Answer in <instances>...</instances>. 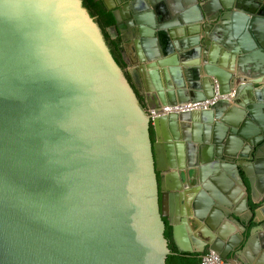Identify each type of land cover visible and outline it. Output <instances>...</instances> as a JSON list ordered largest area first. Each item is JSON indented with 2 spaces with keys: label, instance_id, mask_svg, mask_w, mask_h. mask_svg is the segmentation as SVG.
Masks as SVG:
<instances>
[{
  "label": "water",
  "instance_id": "obj_1",
  "mask_svg": "<svg viewBox=\"0 0 264 264\" xmlns=\"http://www.w3.org/2000/svg\"><path fill=\"white\" fill-rule=\"evenodd\" d=\"M100 1L111 37L144 48L142 87L81 0H0V264H167V225L180 252L228 259L246 239L243 264H264V89L263 110L244 96L264 86V0Z\"/></svg>",
  "mask_w": 264,
  "mask_h": 264
},
{
  "label": "trees",
  "instance_id": "obj_2",
  "mask_svg": "<svg viewBox=\"0 0 264 264\" xmlns=\"http://www.w3.org/2000/svg\"><path fill=\"white\" fill-rule=\"evenodd\" d=\"M81 1L83 7L86 9L90 17L99 27L106 42V45L109 48L110 53L112 54L114 60L128 77V74L126 72L127 62L125 59L122 40L119 37L112 38L108 31V29L115 24V19L112 15V12L107 10L103 2L100 0L99 1L81 0ZM140 101L143 102L141 97H140ZM151 135L153 138L154 134L152 128H151ZM165 236L167 239L172 238L170 227L167 228L165 232ZM169 247L172 254L168 256L167 264H201V258L199 256L190 253H181L171 239H170Z\"/></svg>",
  "mask_w": 264,
  "mask_h": 264
},
{
  "label": "crops",
  "instance_id": "obj_3",
  "mask_svg": "<svg viewBox=\"0 0 264 264\" xmlns=\"http://www.w3.org/2000/svg\"><path fill=\"white\" fill-rule=\"evenodd\" d=\"M173 11H176V9ZM172 17H174V18L177 17V14H173ZM172 31L175 34H178L180 32V29H179V27L176 26V27H174V29H172ZM112 33L115 34V30H112ZM124 34L126 35V38H125L124 42L122 41V45H125V48H124V46H123V48H124V53H125V59L127 62V67H130L131 69H133L135 74H138V78L140 79L139 84L142 87L144 85V82L142 80L143 76L141 74V70L139 69V65H140V55H141V53L143 54L144 48L142 45L138 44L136 41H134V39H132L131 34L127 30L124 31ZM121 35L123 36V34H121ZM119 38H121V37L119 36ZM138 45L140 46V48L138 47ZM216 65L220 69L225 68V67H222L221 63H219V62ZM146 75L148 76V72L146 73ZM255 86H256V88H253L252 90L249 91L250 93H246V94H244V96L252 99L253 105L250 107V109L254 106L253 108H256L255 111H257V110L262 109L258 106L262 102H259V100L256 99V96H257L256 91L264 89V86L259 85V84H256ZM229 93H235L234 89L229 91ZM250 109H249V111H250ZM242 110H243V112H247V110L240 108L239 105L231 104L230 107L226 108V110L220 114V118L223 117L224 113L227 115L228 113L232 112L234 117H232L231 115L230 116L233 118V121L236 122L238 116H241ZM245 118H246V115H243L242 116L243 121L245 120ZM219 121H221V119H219ZM171 132L172 131H169V133H171ZM178 132L180 133L179 128H178ZM171 136H172V133H171ZM221 170L223 171V168H221ZM198 174L200 175V173H198ZM199 184L202 186V184L200 182H199ZM170 228H172V226ZM187 241L189 243H192L190 237L188 238Z\"/></svg>",
  "mask_w": 264,
  "mask_h": 264
},
{
  "label": "flooded vegetation",
  "instance_id": "obj_4",
  "mask_svg": "<svg viewBox=\"0 0 264 264\" xmlns=\"http://www.w3.org/2000/svg\"><path fill=\"white\" fill-rule=\"evenodd\" d=\"M233 95H234V93H232ZM233 98H234V96H233ZM232 98V99H233ZM229 106H227L226 108H228ZM226 114L224 113V115L223 116H225ZM208 149V148H207ZM212 151L213 152H215V149L213 148L212 149ZM216 151H217V148H216ZM199 158H200V154L198 153V155H197V160L195 161V163L192 165V166H190L191 168L189 169V170H186V171H184L185 173H186V175L184 176L185 177V182H184V186H182L181 187V189H182V191H186L187 192V194L189 195V196H191L192 195V193H193V191L195 190V189H197L198 187H199V182L202 180V178H201V180H200V175L198 174V173H203L202 171H200V169H199V167L200 166H207V163H205V162H200L199 161ZM217 160V157L216 156H214L213 157V159H211V162L213 163V162H215ZM219 172V171H218ZM191 173H194V174H191ZM210 173H217L216 171H214V170H212ZM209 176L210 177H206V181L208 182V181H211L213 184H215V181L213 180V176H214V174H209ZM259 175L258 174H255V177H256V179H257V177H258ZM244 181L246 182V184L248 185V181L246 180V179H244ZM206 190H209V188H207ZM261 201L263 202L264 201V196H262L261 197ZM258 207H256L255 205L253 206H251V210L252 211H255L256 209H257ZM244 215L245 216H243V218H242V220H241V224L242 225H244V226H246V231L244 232V237L245 238H247L248 237V234L250 233V231H251V229L254 227V226H256L257 224L256 223H253L252 221H253V219H254V217H252V216H249V214H247V213H244ZM261 224V223H260ZM168 227H170L169 225H167V228ZM237 228V227H236ZM167 230V229H166ZM172 230V229H171ZM236 234L234 233V235H236L237 236V234L238 233H241L242 232V230H238V229H236ZM170 239L172 240V238H169L168 239V241H169V243H170ZM245 244H246V239H244L243 240V242L241 243V244H239L238 246H236L233 250H231L230 252H229V257H228V259H223V258H221V259H223V260H225L226 262H228V263H230V264H243V261H241V259H240V257H239V253L241 252V251H243V249H244V246H245ZM176 246V245H175ZM177 247V246H176ZM209 251L206 249V251H205V253L203 254V255H198V254H194V255H197V256H199L201 259H202V257L206 254V253H208ZM239 252V253H238ZM181 253H186V252H181ZM245 260H247L246 258H245Z\"/></svg>",
  "mask_w": 264,
  "mask_h": 264
},
{
  "label": "built area",
  "instance_id": "obj_5",
  "mask_svg": "<svg viewBox=\"0 0 264 264\" xmlns=\"http://www.w3.org/2000/svg\"><path fill=\"white\" fill-rule=\"evenodd\" d=\"M233 96L234 95L232 93L228 95L216 94L213 98L201 102L187 103V104L175 105V106H165L162 107L161 109H152L149 111V114L152 118H156L159 116H164L172 113L177 114L186 111L207 110L213 107L214 105H216L219 100L222 99L229 100L232 99ZM201 264H230V263L221 259V257L217 255L214 251H209L202 257Z\"/></svg>",
  "mask_w": 264,
  "mask_h": 264
}]
</instances>
